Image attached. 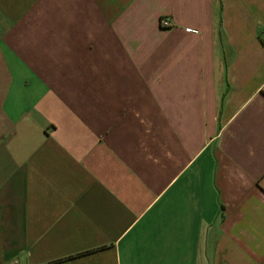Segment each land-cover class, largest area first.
Returning a JSON list of instances; mask_svg holds the SVG:
<instances>
[{"label": "crops", "instance_id": "crops-1", "mask_svg": "<svg viewBox=\"0 0 264 264\" xmlns=\"http://www.w3.org/2000/svg\"><path fill=\"white\" fill-rule=\"evenodd\" d=\"M0 264H264V0H0Z\"/></svg>", "mask_w": 264, "mask_h": 264}, {"label": "built area", "instance_id": "built-area-1", "mask_svg": "<svg viewBox=\"0 0 264 264\" xmlns=\"http://www.w3.org/2000/svg\"><path fill=\"white\" fill-rule=\"evenodd\" d=\"M158 25H159L160 27H166V26H168L169 23H168L167 18H165V17H160V18L158 19Z\"/></svg>", "mask_w": 264, "mask_h": 264}]
</instances>
